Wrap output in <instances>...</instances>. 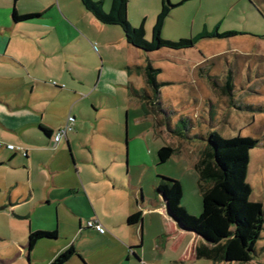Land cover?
Wrapping results in <instances>:
<instances>
[{
	"label": "crops",
	"instance_id": "crops-1",
	"mask_svg": "<svg viewBox=\"0 0 264 264\" xmlns=\"http://www.w3.org/2000/svg\"><path fill=\"white\" fill-rule=\"evenodd\" d=\"M24 1L0 0V126L9 132L0 137V202H7L0 209L7 207L3 214L17 223L8 233H13L19 252L27 251L30 230L56 229L57 237L35 243L32 251L43 250L36 251L32 260L40 258L47 264L70 245L82 258L72 254L63 264H180L182 259L196 258L198 234L180 228L155 191L158 158L152 156L150 141L157 136L156 130H161L155 126L164 123L152 104L155 91L146 81L144 65L148 54L161 68L159 94L176 110L174 123L181 114L194 117L191 103L202 105L213 119L221 100L228 107L243 104L241 92L236 95L237 90H243L237 66L234 68L229 57H224L226 68L220 55L206 56L201 51L190 74L179 71L167 80L160 76L163 66L155 61H176L170 52L178 49L145 53L126 41L119 25L100 22L85 7L74 13L62 6L66 0H58L57 5L55 0H34L31 5ZM170 1L175 5L165 18L162 33L165 24L171 22L167 18L176 15L174 8L192 4V0ZM139 5L133 19L135 23L144 21L150 37L160 0ZM187 6L190 10L191 5ZM13 11L36 15L15 21ZM193 23L194 19L187 20L190 26ZM202 29H206L205 24ZM229 69L234 83L232 96L223 88ZM206 70L217 75L218 85L208 78ZM173 82H180L182 90L194 96L193 102L174 104L163 88ZM213 93L216 100L211 97ZM132 95L141 101L153 123H145L141 116L122 120L115 112L102 110L108 101L119 106L129 103ZM185 108L187 111H182ZM69 115L73 116L71 128L54 143L53 136L41 127L57 129ZM164 126L177 137L176 143L189 141ZM195 127L198 129L196 119ZM11 133L16 134L17 144ZM5 143L21 145V149H10ZM163 144L176 150L180 146L154 144L156 156ZM202 147L197 148L193 166ZM254 199L263 203L262 197ZM137 210L140 220L129 223L128 215ZM94 217L105 226L104 232L87 225ZM188 234L191 249H176L178 240ZM94 252L99 257L93 263L87 257Z\"/></svg>",
	"mask_w": 264,
	"mask_h": 264
},
{
	"label": "rangeland",
	"instance_id": "rangeland-1",
	"mask_svg": "<svg viewBox=\"0 0 264 264\" xmlns=\"http://www.w3.org/2000/svg\"><path fill=\"white\" fill-rule=\"evenodd\" d=\"M145 1L148 0H128L127 11L129 15L127 14V18L132 26H139L140 21L135 23V19L133 18L137 15L139 4ZM57 2L58 0H55L56 5ZM24 3L26 5H31L34 3V0H25ZM189 3H192L187 4L191 5L190 10L188 9L190 6L186 4L173 9L172 12L176 15L167 18L171 22H167L164 26L165 28L162 33L164 38L174 40L179 37L194 35L202 30L204 24L208 32H211L213 29L219 32L225 29H235L238 33L223 37L204 36L194 42L191 47L178 49L174 51L175 53L170 52L174 54L173 58H175L176 61H155L157 65H162L164 68L160 76L168 80L174 78L173 76H176L174 74L179 73V71L185 75L190 74L191 65L196 58L201 56V51L206 56L220 55L226 68L228 64L225 62L224 57H229L231 60L230 64L234 65V68L237 66L236 75L238 78L240 77V83L243 86V90H237L236 95L238 92H241L240 100L244 103L264 102V0H192ZM61 4L74 13L77 12L78 8L84 9L81 0H66L62 1ZM109 4V0H102L101 5L105 10L109 9ZM190 12L192 13L191 15L189 14ZM189 18L192 20L194 19V23L191 26L189 25L190 23L187 24ZM81 21L83 20L81 19ZM217 22L219 24L215 26ZM174 26L177 28L176 31H173L175 30L173 29ZM145 37L150 38L149 33H145ZM164 52L165 51H163V53ZM178 60L181 62H178ZM216 68H220L219 64ZM70 80L76 81L74 79ZM205 85L207 86V84ZM163 88L171 95L172 102L177 106L186 104L187 101L193 102L194 96L185 93L182 90L183 87L180 82L165 84ZM200 96L201 95L198 94L199 98ZM118 97L119 99L116 101L119 102V100H121V94H118ZM211 97L214 100L217 99L215 93L211 94ZM129 99V103L125 102L124 105L120 106L117 105L118 102L115 103L113 100L111 102L108 101V105L103 107L102 110L111 111L112 113L115 112L122 120L125 119L126 116L130 119H133L134 116H141L146 119L145 123H148V121L153 123V121L151 122L152 117L150 113L143 108L141 101L133 95L129 96ZM219 104L220 106L216 108L217 117L215 116L213 122L214 128L220 134L223 136H230L240 132L241 134L259 138V143L250 150L246 180L251 185L252 197H262L264 204V119H261V116H264V110L261 111L256 108L251 109L248 107L237 108L232 105L228 107L222 100ZM190 106L194 108L192 114L196 119L198 129L206 133L209 113L202 105L195 106L191 103ZM186 109L187 108L182 111L186 112ZM127 110L129 115L127 114ZM227 116L229 119L225 120ZM155 127L161 130H156L157 136L153 138L154 141H150V148H152V156L154 158L157 157L156 151L152 147L154 144L174 143L176 146L180 144L169 159L155 165V174L177 178L182 187L181 204L187 210L188 215H198L202 209V199L196 183L198 177L193 162L197 155V148L203 144L204 141L194 139L191 141L180 140L179 143H176L177 137L171 134L169 130L165 128L164 124L163 126L157 125ZM8 133L9 132L0 126V137L2 134ZM12 135L14 137V142H18L16 134ZM16 146L21 147V145ZM129 164L128 162V165ZM187 201H191L189 205L186 203ZM1 204H7V202H0V206H2ZM6 208L7 207H3L0 209V264H43L40 258L31 259L34 253H37L36 251H41L43 249L31 250L30 260H28L26 256L27 251L24 253L19 252L20 248L17 242L11 237L13 233H8L10 231V226L16 225L17 223L13 221L12 218L8 219L9 217L3 214L2 210H6ZM158 225L159 224H157V229H161ZM45 230L49 231L50 229ZM189 235L190 234L183 236L180 241L178 240L176 249H191ZM55 240L58 241L60 239ZM258 240L257 248L255 252H253V256L250 260L244 262H226V264H264V248L261 247L264 244V227L262 230V237ZM166 249H169V247ZM97 255L98 254L95 252L91 253L88 255L87 260L94 263L93 260L97 258ZM180 264L219 263H214L207 258L188 257L182 259Z\"/></svg>",
	"mask_w": 264,
	"mask_h": 264
},
{
	"label": "trees",
	"instance_id": "trees-1",
	"mask_svg": "<svg viewBox=\"0 0 264 264\" xmlns=\"http://www.w3.org/2000/svg\"><path fill=\"white\" fill-rule=\"evenodd\" d=\"M81 2L100 22L119 25L126 41L142 49L145 53L160 48L182 49L189 47L204 36L223 37L238 33L235 29H225L221 32L215 29L211 32L202 29L188 37L166 39L162 36V28L165 18L175 3L170 0H160V8L151 28V36L146 38L143 20L139 26H132L128 21V0H111L108 10L102 7V0H81ZM34 15L36 13L18 14L13 11L12 18L18 21ZM160 70L161 68L155 66L152 58L147 54L144 65L145 78L155 91L154 97L152 96L151 99L159 120L172 132L181 134L187 140L204 141L201 154L194 163L198 172L202 209L198 215L187 214V210L181 204L182 187L177 178L157 174L155 191L165 201L169 215L176 224L184 230L198 234L200 241L194 247L196 258H207L219 264L248 261L257 248L258 239L262 237L264 227L263 203L252 197L251 185L246 180L250 150L259 143V138L240 132L223 136L214 128L212 116L209 118L205 134L195 127V118L190 114L179 115L177 122L174 123L172 117L176 110L169 108V105L159 94L161 81L158 79V73ZM206 72L208 78L218 85L217 75L209 70ZM233 85L232 70L229 69L223 88L229 92L230 96H232L230 92ZM230 98L232 99V97ZM241 107L263 111L264 103L239 104L238 108ZM225 120L227 119L225 118ZM41 128L50 136H53L56 130L48 127ZM175 150L176 147L173 145H161L157 149L158 163L169 159ZM139 220V210L132 212L127 217L129 223ZM55 237H57L56 229L30 230L26 242L28 260L33 246L39 239ZM261 247L264 248V244ZM72 254L82 258L77 249L70 245L52 257L47 264H63ZM84 263L86 264L85 261Z\"/></svg>",
	"mask_w": 264,
	"mask_h": 264
},
{
	"label": "built area",
	"instance_id": "built-area-1",
	"mask_svg": "<svg viewBox=\"0 0 264 264\" xmlns=\"http://www.w3.org/2000/svg\"><path fill=\"white\" fill-rule=\"evenodd\" d=\"M72 120H73V116L69 115L66 123L55 130V132L53 134V142L54 143L58 142L61 139V137L64 136L67 133V131L71 128ZM1 144H3V143L0 141V145ZM5 146L10 148V149H21L20 146H16L13 143H5ZM87 225L90 227H94L99 232L105 231V226L95 217L88 219Z\"/></svg>",
	"mask_w": 264,
	"mask_h": 264
}]
</instances>
